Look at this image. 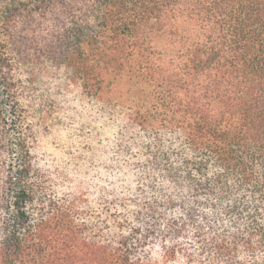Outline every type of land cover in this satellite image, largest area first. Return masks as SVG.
<instances>
[{
	"label": "trees",
	"instance_id": "trees-1",
	"mask_svg": "<svg viewBox=\"0 0 264 264\" xmlns=\"http://www.w3.org/2000/svg\"><path fill=\"white\" fill-rule=\"evenodd\" d=\"M0 264H264V0H3Z\"/></svg>",
	"mask_w": 264,
	"mask_h": 264
},
{
	"label": "rangeland",
	"instance_id": "rangeland-1",
	"mask_svg": "<svg viewBox=\"0 0 264 264\" xmlns=\"http://www.w3.org/2000/svg\"><path fill=\"white\" fill-rule=\"evenodd\" d=\"M3 2V0H0V4Z\"/></svg>",
	"mask_w": 264,
	"mask_h": 264
}]
</instances>
